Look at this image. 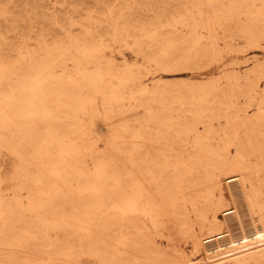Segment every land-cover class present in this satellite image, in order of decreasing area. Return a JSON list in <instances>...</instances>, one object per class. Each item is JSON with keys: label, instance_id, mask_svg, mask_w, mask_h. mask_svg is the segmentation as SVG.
Instances as JSON below:
<instances>
[{"label": "bare ground", "instance_id": "obj_1", "mask_svg": "<svg viewBox=\"0 0 264 264\" xmlns=\"http://www.w3.org/2000/svg\"><path fill=\"white\" fill-rule=\"evenodd\" d=\"M186 1L141 21L126 2L107 5L71 20L79 34L56 20L64 36L22 41L13 62L0 48V146L36 184L23 206L0 174V264H81L82 252L101 264H264V61L180 89L126 60L118 73L102 65L114 43L165 68L215 56L220 31L264 38V0ZM233 182L250 229L227 207ZM67 230L79 248L52 236Z\"/></svg>", "mask_w": 264, "mask_h": 264}, {"label": "rangeland", "instance_id": "obj_2", "mask_svg": "<svg viewBox=\"0 0 264 264\" xmlns=\"http://www.w3.org/2000/svg\"><path fill=\"white\" fill-rule=\"evenodd\" d=\"M260 1V0H258ZM127 3L133 10L132 17L136 21L151 20L154 12L162 10H180L186 0H0V48L2 54L13 62L17 57V49L22 41L35 44L38 39L42 38L41 33L47 32V37H62L64 31L61 26L55 25L57 20L67 29L75 34L81 31L80 25L71 27V20L85 21L86 14L91 10H106L107 5L118 9L121 4ZM125 3V4H126ZM150 7L153 10H141L142 7ZM103 19V16H101ZM229 24H236L235 20L229 21ZM53 39V38H52ZM206 41V39H203ZM219 52L215 56L201 58L197 64L182 61L177 65L160 67L154 62L144 58V53L131 42L129 44L114 43L108 49L107 58L111 59V65L102 64L110 72L118 73L124 69L125 60L133 64L134 69L141 71V79L146 82H159L160 88L180 89L190 84V80L209 82L213 79L218 82H225L226 77H232L234 72H245L252 68L255 61H264V38L260 43L253 46L248 45L241 33H236L233 37L223 36V32L217 34ZM28 43V44H29ZM186 45V44H185ZM186 48V47H184ZM153 50V49H152ZM155 50V49H154ZM179 52H183L181 49ZM262 82L263 79L261 78ZM194 82V81H193ZM130 87L137 88V83H130ZM86 122V120H85ZM92 164V159H88ZM20 165L19 158L11 152L6 146H0V174L2 181V193L8 198L14 194L22 202L23 206L27 205V200L36 194V184L29 183L25 185L20 177H17ZM34 168V167H33ZM28 179L30 177H27ZM75 183L76 180L72 178ZM230 189L236 193L235 201L231 200L228 187L225 185L226 196L228 197L227 207L237 206L242 215L243 223L246 228H252L250 211L242 195H239V185L233 182ZM235 212L229 213L227 218L232 226H235ZM224 215H221V218ZM31 221L33 218H25ZM20 227V225H18ZM24 227V225H23ZM40 230V229H39ZM226 230V227H224ZM235 233L238 230H234ZM70 233L71 235H69ZM78 232H52V236H58L62 239L69 237V244L78 247ZM42 242V238L39 239ZM188 247V246H187ZM79 248V247H78ZM87 250V247L84 246ZM189 249V247H188ZM77 251L76 249L74 252ZM81 264H101L99 259L87 252L80 255Z\"/></svg>", "mask_w": 264, "mask_h": 264}]
</instances>
